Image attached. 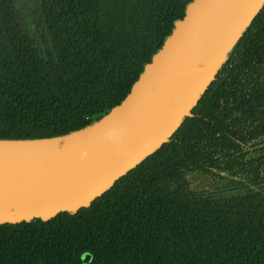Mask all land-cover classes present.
Instances as JSON below:
<instances>
[{"label":"trees","instance_id":"1","mask_svg":"<svg viewBox=\"0 0 264 264\" xmlns=\"http://www.w3.org/2000/svg\"><path fill=\"white\" fill-rule=\"evenodd\" d=\"M36 1L39 48L0 0V139L66 134L118 105L192 0ZM263 106L264 7L167 143L74 214L1 224L0 264H264ZM191 172L237 192L194 190Z\"/></svg>","mask_w":264,"mask_h":264},{"label":"water","instance_id":"2","mask_svg":"<svg viewBox=\"0 0 264 264\" xmlns=\"http://www.w3.org/2000/svg\"><path fill=\"white\" fill-rule=\"evenodd\" d=\"M263 7L264 0H192L118 105L66 134L0 139V225L74 214L159 150Z\"/></svg>","mask_w":264,"mask_h":264},{"label":"rangeland","instance_id":"3","mask_svg":"<svg viewBox=\"0 0 264 264\" xmlns=\"http://www.w3.org/2000/svg\"><path fill=\"white\" fill-rule=\"evenodd\" d=\"M18 9V18L21 27L31 43L40 47V11L36 0H15ZM190 187L197 191L213 193L224 185L219 178L205 175L199 172H191L187 175ZM218 187V188H217Z\"/></svg>","mask_w":264,"mask_h":264},{"label":"flooded vegetation","instance_id":"4","mask_svg":"<svg viewBox=\"0 0 264 264\" xmlns=\"http://www.w3.org/2000/svg\"><path fill=\"white\" fill-rule=\"evenodd\" d=\"M260 108H263L262 113H264V106L260 107ZM253 113L255 114V110H253ZM254 122H255V124L259 123V121H256V120ZM262 133L263 134H261L260 139H264V131ZM263 145L264 144H259L258 148H256V147L250 148L251 149L250 153L253 154L252 157H253V160L255 161V163H253V162L251 163L250 162V164H251L250 165V170H252L253 168L261 170L262 168H264V164H263V162H264V148H263ZM232 172H234V170H232ZM220 173H222V175H225L227 177L238 178L240 181H243L245 184H247V182L245 181V179L242 176L241 177L240 176L239 177L230 176V175H228L227 172H220ZM220 180H222V179H220ZM222 182H223L224 185H221L219 190L217 189V191H218L217 193L218 194L221 193V194L225 195V194H228V193H231V192L232 193L237 192V191H233V189H232L233 187H235L234 183H232L230 181H227L226 179L225 180L223 179ZM251 187H254V186L251 185Z\"/></svg>","mask_w":264,"mask_h":264}]
</instances>
